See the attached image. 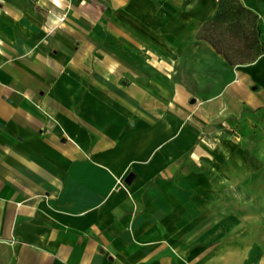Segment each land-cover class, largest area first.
I'll return each instance as SVG.
<instances>
[{"label": "crops", "instance_id": "crops-1", "mask_svg": "<svg viewBox=\"0 0 264 264\" xmlns=\"http://www.w3.org/2000/svg\"><path fill=\"white\" fill-rule=\"evenodd\" d=\"M240 1L262 51L231 63L220 0H0V264H264V223L215 200L244 157L205 150L263 104Z\"/></svg>", "mask_w": 264, "mask_h": 264}, {"label": "rangeland", "instance_id": "rangeland-1", "mask_svg": "<svg viewBox=\"0 0 264 264\" xmlns=\"http://www.w3.org/2000/svg\"><path fill=\"white\" fill-rule=\"evenodd\" d=\"M254 94L258 97L256 102L263 103L260 108L246 111L236 118H227L224 123L220 121L219 135L218 131H214V134L205 131L204 139L209 143L205 147L208 154L212 155L211 150L214 149H220L222 154L224 151L230 153L233 147L239 158L244 157L245 162H237L235 168L228 163H216L221 172L219 179L213 182L221 193L215 196V200L221 214H227V209L235 210L237 216L242 215L243 222L250 220L253 234L258 235L254 229L259 230L258 224L264 223V94L259 90ZM210 169L211 162L203 170ZM228 170L234 173H225ZM227 189L231 190V195L227 194ZM212 198L211 194L205 197L209 208L204 213L206 219L212 215Z\"/></svg>", "mask_w": 264, "mask_h": 264}, {"label": "trees", "instance_id": "trees-1", "mask_svg": "<svg viewBox=\"0 0 264 264\" xmlns=\"http://www.w3.org/2000/svg\"><path fill=\"white\" fill-rule=\"evenodd\" d=\"M257 19V14L240 0H220V10L205 23L204 28L213 26L212 36L207 37L231 63L246 62L254 60L262 51ZM217 21L220 25L226 23L224 28L217 29Z\"/></svg>", "mask_w": 264, "mask_h": 264}, {"label": "water", "instance_id": "water-1", "mask_svg": "<svg viewBox=\"0 0 264 264\" xmlns=\"http://www.w3.org/2000/svg\"><path fill=\"white\" fill-rule=\"evenodd\" d=\"M133 177H134V173L131 172L130 174H128V176L126 178V182H128V183L131 182Z\"/></svg>", "mask_w": 264, "mask_h": 264}, {"label": "clouds", "instance_id": "clouds-1", "mask_svg": "<svg viewBox=\"0 0 264 264\" xmlns=\"http://www.w3.org/2000/svg\"><path fill=\"white\" fill-rule=\"evenodd\" d=\"M57 3H59V0H56Z\"/></svg>", "mask_w": 264, "mask_h": 264}]
</instances>
